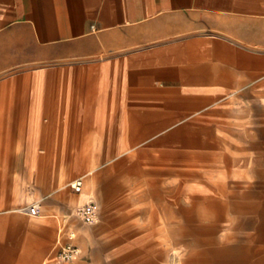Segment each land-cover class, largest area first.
I'll return each instance as SVG.
<instances>
[{"label": "crops", "instance_id": "1", "mask_svg": "<svg viewBox=\"0 0 264 264\" xmlns=\"http://www.w3.org/2000/svg\"><path fill=\"white\" fill-rule=\"evenodd\" d=\"M0 264H264V0H0Z\"/></svg>", "mask_w": 264, "mask_h": 264}, {"label": "built area", "instance_id": "2", "mask_svg": "<svg viewBox=\"0 0 264 264\" xmlns=\"http://www.w3.org/2000/svg\"><path fill=\"white\" fill-rule=\"evenodd\" d=\"M75 191H79L81 189V181L75 180L72 185H71ZM27 212L31 215H37L38 214V209L36 208V206H30L27 209ZM75 213L84 221V222H88L91 223L94 220H96L97 218V205L92 202H86L80 206H78L75 209ZM73 232H70L68 235V239L69 241H67L66 243H64L58 253H57V258L59 260H71L74 259L78 256L79 254V249L78 247L73 244L71 242V240L73 239Z\"/></svg>", "mask_w": 264, "mask_h": 264}]
</instances>
